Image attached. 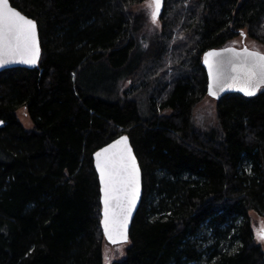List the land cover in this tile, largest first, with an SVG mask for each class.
Returning <instances> with one entry per match:
<instances>
[{
    "label": "trees",
    "instance_id": "1",
    "mask_svg": "<svg viewBox=\"0 0 264 264\" xmlns=\"http://www.w3.org/2000/svg\"><path fill=\"white\" fill-rule=\"evenodd\" d=\"M146 1L9 0L41 54L0 72V264H264L250 219L264 221V88L194 117L202 54L242 31L264 49V0H166L159 26ZM121 135L142 198L105 261L92 154Z\"/></svg>",
    "mask_w": 264,
    "mask_h": 264
},
{
    "label": "snow or ice",
    "instance_id": "2",
    "mask_svg": "<svg viewBox=\"0 0 264 264\" xmlns=\"http://www.w3.org/2000/svg\"><path fill=\"white\" fill-rule=\"evenodd\" d=\"M163 0H150L153 24H158ZM241 36H246L243 31ZM40 49L37 26L31 19L0 0V67L10 63L35 64ZM210 84L208 94L217 97L225 87H235L246 96H254L264 86V53L228 47L205 54ZM0 123H3L0 121ZM96 168L103 185L104 234L113 244L128 242V223L140 193V170L128 145L121 137L96 154ZM264 241V229L257 233Z\"/></svg>",
    "mask_w": 264,
    "mask_h": 264
},
{
    "label": "rangeland",
    "instance_id": "3",
    "mask_svg": "<svg viewBox=\"0 0 264 264\" xmlns=\"http://www.w3.org/2000/svg\"><path fill=\"white\" fill-rule=\"evenodd\" d=\"M149 3H150V0L144 2L143 4L140 5V8L145 11L146 15L149 17L151 21V18L149 15L150 9L148 7ZM154 25L159 26L160 25L159 21H158V24H154ZM227 46H234L237 48H240L242 46H247L250 49L259 50L261 52H264V49L261 46L257 45L254 41H251L249 38L242 37L241 35L237 36L232 41H230ZM215 104H216V101L208 96H206L205 99L200 104H198V106L194 110L195 122L198 125L207 126L209 124H212L215 121ZM16 114H17L18 120L25 128H32V123L26 113V109L23 106L17 109ZM250 219H251L253 231L255 233V238L258 241V243H260L262 247L264 248V241L257 239V233L261 229H264V221L259 215H257L254 212H250ZM123 249L124 248L121 246H115V247L105 246L104 247L105 261H109V260H113L114 258L122 257Z\"/></svg>",
    "mask_w": 264,
    "mask_h": 264
},
{
    "label": "water",
    "instance_id": "4",
    "mask_svg": "<svg viewBox=\"0 0 264 264\" xmlns=\"http://www.w3.org/2000/svg\"><path fill=\"white\" fill-rule=\"evenodd\" d=\"M166 0H163V6L161 8V12L163 10V7H164V3H165ZM9 6L12 7L13 9L19 11L18 9H16L15 7H13L11 5V3L9 2ZM20 12V11H19ZM160 12V14H161ZM21 13V12H20ZM22 15H24L23 13H21ZM26 18L28 19H31L29 17H27L26 15H24ZM32 20V19H31ZM34 21V20H33ZM35 22V21H34ZM36 24V22H35ZM37 26V24H36ZM37 40H38V44H39V49H40V54H41V48H40V41H39V33H38V28H37ZM228 47H234V46H225V47H222V48H214V49H209L207 51H205L203 54H202V57H201V66L202 68L204 69V72H205V75H206V78H207V84H206V95L212 99H214L215 101H218L220 98L226 96V95H229V94H238V95H241L243 97H255L260 89L264 88V86H261L260 89L256 92V94L254 96H246L243 92H240L238 91L235 87H225V89L223 91H219L218 94H217V97H213V96H210L208 94V88H209V84H210V79H209V76H208V68H207V65L204 63V57H205V54L210 52V51H222L223 49L225 48H228ZM243 47H247V46H242L240 48H237L235 47L237 50H241ZM250 51L254 50V49H250L248 48ZM261 52V51H260ZM264 53V52H262ZM40 54H39V58L37 60V62L35 64H24V63H10V64H6L4 65L3 67H0V72L4 71V70H8V69H14V68H25V69H34L38 66V62H39V59H40ZM128 137L127 135H121V136H118L117 138H115L114 140H112L111 142H109L108 144L102 146L101 148H99L98 150H96L93 154H92V162H93V167H94V170H95V173L97 175V179H98V185H99V194H100V205H101V211H100V226H101V230H102V234H103V237L106 241V243L110 246H118V245H124V244H127V243H123V244H120V243H117V244H113L112 242H110L107 238V236L104 234V228H103V219H104V204H103V191H102V187L103 185L101 184V181H100V173L99 171L97 170L96 168V153L97 152H100L102 149L108 147L109 145L113 144L115 141L119 140L121 137ZM128 145L129 147L131 148L132 150V154L133 156H135V153L133 151V148L131 146V143H130V140H129V137H128ZM136 158V156H135ZM136 163H137V166L140 170V193H139V197L136 201V205L135 207L133 208L132 210V213H131V217L129 219V223H128V241H129V233H130V228H131V225H132V221H133V218L135 216V213L136 211L138 210V207L140 205V202H141V198H142V172H141V169H140V166H139V163H138V160L136 158Z\"/></svg>",
    "mask_w": 264,
    "mask_h": 264
}]
</instances>
